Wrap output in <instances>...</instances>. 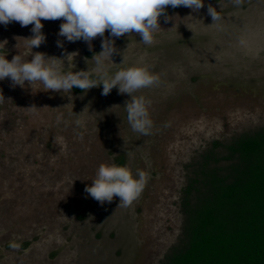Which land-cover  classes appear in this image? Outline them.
Returning <instances> with one entry per match:
<instances>
[{
  "label": "rangeland",
  "instance_id": "obj_1",
  "mask_svg": "<svg viewBox=\"0 0 264 264\" xmlns=\"http://www.w3.org/2000/svg\"><path fill=\"white\" fill-rule=\"evenodd\" d=\"M203 2L198 12L169 6L171 19H159L151 46L134 33L105 32L121 52L107 62L111 73L147 67L159 78L134 94L151 101L150 135L131 130L124 109L131 97L117 88L107 96L102 86L72 89L70 97L39 82L0 81V264H168L183 238L182 190L201 154L264 127V0ZM209 5L221 16L213 25ZM63 22L41 20L46 42L32 52L64 60V72L90 71L102 38L89 51L83 40L58 35ZM33 26L0 24V43L7 41L0 55L31 60L23 39ZM33 105L38 114L25 110ZM71 112H83L84 129L57 125L58 113L74 121ZM101 164L147 174L131 206L118 207V197L100 205L85 192Z\"/></svg>",
  "mask_w": 264,
  "mask_h": 264
},
{
  "label": "clouds",
  "instance_id": "obj_2",
  "mask_svg": "<svg viewBox=\"0 0 264 264\" xmlns=\"http://www.w3.org/2000/svg\"><path fill=\"white\" fill-rule=\"evenodd\" d=\"M232 2L235 6H240L243 0H232ZM169 6L173 9L183 6L191 9L192 12H198L204 7V2L203 0H0V24L7 26L12 22H18L21 27L34 25L31 28L33 35L23 39L26 49L31 50L29 53L31 60L25 61L19 54L9 61L6 56L0 55V81L9 78L12 87L21 88L25 86V82L30 87L39 82L45 92L65 93L69 96L74 87L86 92L102 86L104 96L109 95L113 88H117L119 94H127L131 97L124 106L131 130L141 135H150L153 121L148 108L151 101H147L144 96L134 94L157 84L159 78L151 74L147 67H129L111 73L107 62L113 63V55H120L121 52L115 47L113 39L105 38V32L107 31L114 38L123 37L125 34L131 36L134 33L141 38V43L151 46L155 34L161 29L159 18L163 16L165 22L171 19L166 15ZM207 12L212 18V25L221 20L218 11L211 5L208 6ZM60 19L64 22L60 25L58 35L66 38L68 42L83 40L87 43L89 51H92V41L97 37L102 38V51L91 59L94 67L90 71L64 72L61 70L64 60L46 57L44 53L32 52L33 48H39L46 42L41 20ZM6 43L7 41L0 45ZM57 47L63 48L60 40L57 41ZM73 55L75 53L67 55L66 60L68 61ZM5 102V97L0 92V104ZM25 110L31 114H38L40 109L33 105ZM83 112L79 115L69 113L76 117L74 121L65 120L64 114L58 113L55 118L56 123L57 125L64 123L66 126L74 123L77 128L84 129ZM148 179L147 174L139 169L134 177L132 170L127 166L101 164L91 186L85 187V192L100 205L111 203L114 197H118L120 200L118 207L127 208L141 196ZM11 247L18 249L20 245L13 243Z\"/></svg>",
  "mask_w": 264,
  "mask_h": 264
},
{
  "label": "trees",
  "instance_id": "obj_3",
  "mask_svg": "<svg viewBox=\"0 0 264 264\" xmlns=\"http://www.w3.org/2000/svg\"><path fill=\"white\" fill-rule=\"evenodd\" d=\"M212 144L182 190L183 238L168 264H264V127Z\"/></svg>",
  "mask_w": 264,
  "mask_h": 264
}]
</instances>
